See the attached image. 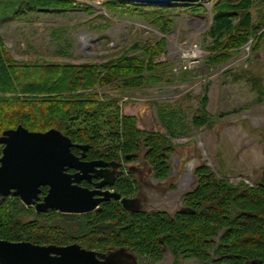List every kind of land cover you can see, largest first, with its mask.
<instances>
[{"label":"trees","instance_id":"1","mask_svg":"<svg viewBox=\"0 0 264 264\" xmlns=\"http://www.w3.org/2000/svg\"><path fill=\"white\" fill-rule=\"evenodd\" d=\"M20 1L16 14L73 6L69 0ZM256 2L264 0H223L214 8V27L225 29V38L208 47L210 65L226 63L233 51L250 41L258 47L264 43V20L254 21L251 12ZM128 4L108 0L106 6L112 12L144 16L161 32H167L173 23V18L166 15L171 7L151 5L145 12L139 7L130 9ZM164 45L163 40L154 47L139 42L121 57L102 64L18 62L2 49L0 35V136L21 125L33 132L57 129L75 144L88 145L86 157L90 160L119 161L127 155L137 160L133 155L143 148L148 162L156 167L157 177L167 178L168 156L173 149L168 136L138 128L135 116L122 114L113 97L98 93L107 86L126 90L162 83L156 70L164 64L157 62L165 53ZM140 50L143 55H134ZM207 102L203 99L204 107ZM204 107L192 119L195 129L214 126ZM158 117L171 137L180 133L182 126L174 110L159 106ZM79 151L73 148L76 155ZM196 177L197 187L185 198L194 213H178L175 217L166 212L130 213L119 201L82 215L56 211L38 214L18 197L3 200L0 196V240L44 246L77 243L98 252L128 247L139 255H148L150 264L162 259L163 246L174 254L177 263L183 259L212 264L257 260L264 264V174L257 185L245 181L234 185L204 165L197 169ZM134 185L130 179H121L116 187L129 197L137 191ZM42 192L45 194L46 188ZM20 215L34 216L35 220L23 222Z\"/></svg>","mask_w":264,"mask_h":264},{"label":"rangeland","instance_id":"2","mask_svg":"<svg viewBox=\"0 0 264 264\" xmlns=\"http://www.w3.org/2000/svg\"><path fill=\"white\" fill-rule=\"evenodd\" d=\"M69 1L72 7L16 14L20 0H0L2 49L18 62L102 64L121 57L136 43L154 47L163 40L165 53L157 62L164 64L156 70L162 83L126 90L107 86L98 90L99 95L113 97L122 114L137 118L138 128L162 131L180 156L196 149L198 159L193 166L206 165L234 185L243 180L252 186L259 184L264 174V43L258 47L250 41L233 51L226 63L210 65L208 47L225 38V29L214 27V8L223 0L128 2L130 9L139 7L145 12L151 5L173 8L166 12L173 18L167 32L139 14L110 11L108 0ZM251 12L254 21L264 20V3H254ZM134 55H143V51ZM205 98L208 102L204 107ZM159 106L177 114L182 126L177 136L171 137L162 129ZM203 107L214 126L195 129L192 119ZM2 149L0 146V158ZM141 162L135 165L141 166ZM185 192L177 191L148 210L173 213ZM19 219L30 222L35 217L20 215ZM163 264H170V259Z\"/></svg>","mask_w":264,"mask_h":264},{"label":"water","instance_id":"3","mask_svg":"<svg viewBox=\"0 0 264 264\" xmlns=\"http://www.w3.org/2000/svg\"><path fill=\"white\" fill-rule=\"evenodd\" d=\"M121 1L159 4L204 0ZM0 146H3L0 158V196L3 200L18 197L26 207H33L38 214L50 211L87 214L99 210L102 202L112 199L120 201L127 211L140 212L138 198H126L119 193L101 190L112 186L119 176L117 171L104 168L113 167L115 170L122 164L116 161H85L89 146L75 144L57 129L33 132L21 125L3 132ZM73 148L80 149L81 155H76ZM69 170H75V173L70 174ZM91 178L101 179L95 190L81 186L83 180ZM45 187L49 190L42 197V189ZM190 212L194 213L193 210ZM123 252L107 256L82 248L79 244L44 246L0 240V264H122L120 259ZM250 264L260 262L254 260Z\"/></svg>","mask_w":264,"mask_h":264},{"label":"flooded vegetation","instance_id":"4","mask_svg":"<svg viewBox=\"0 0 264 264\" xmlns=\"http://www.w3.org/2000/svg\"><path fill=\"white\" fill-rule=\"evenodd\" d=\"M142 152H144L143 158H141L140 156ZM177 153L178 151L173 147L171 154L168 156L169 161H170L168 164L170 170H169V174L167 178L165 179H159L157 177L156 167L150 164V162H148V160L146 159L147 152L143 148L139 154L133 155L135 159L137 160H133L131 155H127L125 158L120 159L119 161L115 158L111 160L98 159L99 161H104L108 163L116 161L122 164L121 167L115 170L113 167L104 168V170H108V171H117L119 173V176L114 181V184L112 186H106L102 188L101 190L108 191L110 193H119L121 194L122 197H125L122 195V193H120L117 190L116 185L121 179H130L132 182L134 181L135 183L134 186L136 187L137 191L135 195H131L126 198H138L139 199L140 212H136V213L144 212L147 214H152L156 212H166L170 214V216L172 217H175L178 213H189L191 209L186 206L185 198L189 193H191L197 187L198 180L196 177V171L198 168L204 165L193 166V164H179ZM80 155H81V150L79 151L78 156ZM128 157H131V158L128 159ZM141 159L143 160V162H141L142 161ZM84 160L85 161H98V160H90L87 157H85ZM137 162L139 163L141 162V166H136L135 163ZM68 173L74 174L75 170H69ZM100 181H101L100 178L98 179L91 178V180H83L81 182V186L84 188H88L89 190H95L96 184L99 183ZM45 188H46V193L41 194L42 197L48 193L49 188L48 187H45ZM183 190L186 192L182 194L181 196V202H180L179 208H177L173 213H170L169 211L164 210V209H154L151 211L148 210V208L151 205L154 206V205L163 204L169 198L174 197L177 191L180 192ZM111 201H115V200L112 199L110 201L102 202L100 206L98 207L99 210L97 211H100L104 204L111 202ZM127 212H130V211H127ZM130 213H135V212H130ZM10 242H13V241H10ZM19 242H26V241H19ZM161 249H162L161 250L162 259L156 261L154 264H163L167 258L170 259V264H212L209 261L183 260V259H180L179 262L177 263L174 254L167 247L163 246ZM119 251H124L120 259V262L122 264H150L151 262V259L150 257H148V255H139L138 253H136L135 251H133L132 249L128 247L113 248V249L108 250L107 252H98V251L96 252L108 256L112 253H117ZM219 264H225V262L219 263ZM246 264H250V262H246Z\"/></svg>","mask_w":264,"mask_h":264},{"label":"crops","instance_id":"5","mask_svg":"<svg viewBox=\"0 0 264 264\" xmlns=\"http://www.w3.org/2000/svg\"><path fill=\"white\" fill-rule=\"evenodd\" d=\"M184 156H180V153L178 151L177 158L179 164H193L195 160L198 159V151L196 149H190L187 154H183Z\"/></svg>","mask_w":264,"mask_h":264},{"label":"built area","instance_id":"6","mask_svg":"<svg viewBox=\"0 0 264 264\" xmlns=\"http://www.w3.org/2000/svg\"><path fill=\"white\" fill-rule=\"evenodd\" d=\"M244 181V180H243ZM247 184H249V182L248 181H245Z\"/></svg>","mask_w":264,"mask_h":264}]
</instances>
